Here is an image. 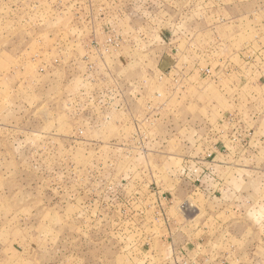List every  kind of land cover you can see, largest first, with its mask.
<instances>
[{"label":"rangeland","instance_id":"obj_1","mask_svg":"<svg viewBox=\"0 0 264 264\" xmlns=\"http://www.w3.org/2000/svg\"><path fill=\"white\" fill-rule=\"evenodd\" d=\"M170 221L264 264V0H0V264H183Z\"/></svg>","mask_w":264,"mask_h":264},{"label":"crops","instance_id":"obj_2","mask_svg":"<svg viewBox=\"0 0 264 264\" xmlns=\"http://www.w3.org/2000/svg\"><path fill=\"white\" fill-rule=\"evenodd\" d=\"M147 94H149V92ZM153 105L152 100L147 101L146 107L154 110V107H152ZM149 108H147V110H149ZM165 118L166 117L162 119V123L164 124H166L168 120V118H166L167 120ZM216 150L215 152L213 151L212 157L215 158L221 155L229 157L230 153L223 154L225 151L221 153L218 149ZM203 222L204 221H202L199 227V232L201 230L199 238L188 241V230L186 225L183 223L178 226V228L176 227L177 229L175 233H173L172 229L175 228L171 225L174 224V222L170 221L168 227L169 234L171 233V235L167 238L170 240V243L173 240L178 241V245L176 246L171 243V248L169 247L170 251L175 255H180V257L183 258V264L187 263L186 258L189 255V250L196 255L194 261H190V264H229V258H231L230 256H232L231 254L233 253L228 243L229 234L221 230L211 235L208 230H205Z\"/></svg>","mask_w":264,"mask_h":264}]
</instances>
